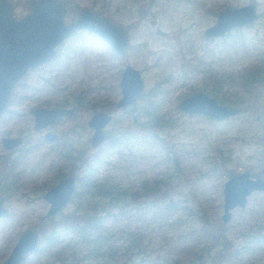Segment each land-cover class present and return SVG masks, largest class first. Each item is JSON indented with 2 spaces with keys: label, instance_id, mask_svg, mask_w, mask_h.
<instances>
[{
  "label": "rangeland",
  "instance_id": "obj_1",
  "mask_svg": "<svg viewBox=\"0 0 264 264\" xmlns=\"http://www.w3.org/2000/svg\"><path fill=\"white\" fill-rule=\"evenodd\" d=\"M8 1L14 6L13 17L18 19L26 13L24 3L34 0ZM58 1L65 3V22L86 8L121 26L127 37L126 55L117 57L92 33L74 32L60 44L49 63L28 71L16 86L15 96L25 97L24 101H16L13 94L8 111L0 116V137L23 138L22 145L11 152L0 145V195L7 210L0 218V264L19 233L31 228L38 231V244L23 264H86V244L74 233L61 234L65 224L56 226L54 222L73 214L82 223L83 214L96 203L77 184L89 167L96 169L98 182L118 185L117 193L121 194L131 187L138 196L140 182L160 180V196L176 203L175 213L166 224L149 219L132 222L126 219L132 207L113 209L116 220L106 219L102 225L105 231L115 233L108 241L115 254L107 264H262L264 193L250 194L245 207L230 211L225 224L221 216L222 188L228 178L247 173L264 180V78L245 99L228 104L244 112L220 123L187 116L178 111L177 104L197 92L222 104L221 98L214 96L218 91L215 84L222 80L226 85L228 79L232 82L234 76L253 66L259 55L264 57V0ZM247 4L255 6L257 17L252 24L222 39L203 37L219 12ZM125 66L137 70L142 80L141 94L130 107L135 109V116L123 109L113 110L120 98L119 77ZM220 91L225 96H242L237 83ZM150 102L158 107L165 126L158 130L163 148L147 140L139 142L140 130L131 124L132 119L145 122L138 115ZM35 106L76 108L72 119L52 128L61 136L64 149L39 144L40 136L32 133L27 114ZM100 112L111 120L103 129L102 143L92 147V131L86 122ZM141 132L143 136L151 133ZM130 137L138 139L131 141ZM109 138L116 144L106 151ZM103 155V164L93 167L92 157ZM64 177L74 178L79 194L72 196L57 215L45 218L48 204L41 196ZM99 208L97 205L95 210ZM99 214L103 216V212ZM126 227L140 234L143 254L130 245V238L118 235ZM52 230L53 235L58 233V244L46 249L43 239ZM66 245L69 249L55 254Z\"/></svg>",
  "mask_w": 264,
  "mask_h": 264
},
{
  "label": "water",
  "instance_id": "obj_2",
  "mask_svg": "<svg viewBox=\"0 0 264 264\" xmlns=\"http://www.w3.org/2000/svg\"><path fill=\"white\" fill-rule=\"evenodd\" d=\"M28 13L14 18V6L8 0H0V116L5 113L13 87L21 81L29 69L49 63L56 54V48L71 34L84 30L95 35L119 58L126 55L127 37L124 29L111 23L107 17L83 8L76 18L65 23L64 3L58 0H34L27 3ZM256 19L252 4L226 9L217 14L215 22L203 32L207 39H219L230 31L246 27ZM120 98L113 110L132 107L142 91V80L137 70L125 66L119 77ZM179 112L205 120L220 123L238 114V109L218 103L214 98L197 92L181 99L177 104ZM35 131L43 130L61 118L70 119L73 109H37L29 111ZM111 117L100 112L93 114L86 126L92 131L90 143L98 147L103 139V129ZM43 139L53 142L57 136L46 133ZM20 144L19 138H0L4 150H11ZM264 145V139H263ZM264 173V170H263ZM76 188L72 177H64L47 190L41 198L48 204L44 217L50 218L62 210L70 201ZM253 192L264 193V181L253 179L247 173L232 175L222 188L223 214L225 224L230 211L244 208ZM0 195V218L7 214ZM38 234L35 229L22 230L7 258L2 264H23L37 248ZM126 264V263H123ZM264 264V262L262 263Z\"/></svg>",
  "mask_w": 264,
  "mask_h": 264
},
{
  "label": "trees",
  "instance_id": "obj_3",
  "mask_svg": "<svg viewBox=\"0 0 264 264\" xmlns=\"http://www.w3.org/2000/svg\"><path fill=\"white\" fill-rule=\"evenodd\" d=\"M228 35V34H227ZM264 78V57H262V54L259 55L258 60L253 66H249L247 69H244L242 72L239 73V76H234L232 78V82L226 83V85L223 84L222 80L218 81L214 86L215 88L218 87V91L214 94V96H218L221 98L220 102H223L222 104H236L239 101H241L242 98L245 99L246 95H248L251 92V88L260 83L261 79ZM237 83V86L240 89L242 96H231L226 93L222 94L221 89L223 86L229 87L233 84ZM217 89V88H216ZM230 91V90H229ZM141 113H139V118L146 119L145 122L138 123L135 121V119L131 120V124L133 123L135 126L134 129L139 128L140 135L138 138H131V141H134V139H138L139 142L144 143L143 140H147L149 143H153L154 145L161 146L160 136L161 134L158 133L159 129L165 128V126L162 124L161 116H159L158 107H155L151 102L144 106L143 109L140 110ZM123 112L127 114L128 112L131 114H134V116L137 114L135 113L134 108H126L123 109ZM244 112V109H240L239 113ZM150 131L151 133L148 136H143L145 134H142L141 130ZM123 137L126 138L127 131H124L122 134ZM110 139V138H109ZM116 143L111 138L109 141V144L107 146V150L112 148ZM163 148V147H162ZM69 153V152H68ZM164 156H162L163 164H167L168 160L166 157V152L163 153ZM66 157H68L66 155ZM103 156H93L91 163L94 165L93 167H98L103 164L104 159ZM107 163V162H105ZM95 168L89 167L88 171L86 172V175L83 178H79L77 180V184L80 188H83L85 193L91 194L93 198H95L97 201L93 205V207H97V205H100V208L98 210H95V207L91 208L88 212V214H83L84 219L82 220V223H79L76 218H73L75 215H69L64 216L63 218L66 220L59 219L56 223L53 220L49 219V222L57 224H65L62 233H74L77 237L81 239L82 242L86 244L88 247L87 253L84 256V259L86 264H107L109 261L114 257L115 254V248L109 246L108 241L111 237H114L115 233L109 231H105L102 225H104L103 221L106 219H113L116 220V215L112 214L113 209H129V207H132L128 210L127 214H130L128 217H126V213L124 214L126 219H129V221L132 220V222H137L143 220H154L160 224L162 222L166 224V221L169 220L171 215L175 210L176 203H173L171 200H168L166 196H160L162 191V184L160 180L152 179V180H143L140 182L137 191L139 192V195L136 196L135 191L130 188H126V192L124 193H117L118 191V185L108 184L105 182H98L95 179ZM79 194V192H74L73 196ZM147 198H151V200L148 201ZM138 199H141L139 201ZM143 201V202H142ZM134 209L133 212L130 210ZM103 212V216L99 213ZM75 219V221H73ZM74 222V223H73ZM159 224V225H160ZM41 227V229H43ZM41 231V234H45V231ZM51 229V228H50ZM53 229V227H52ZM119 234H123L126 238H130V245L133 247H136L138 252L143 254V248L141 246V240H140V234H137L135 230L130 231L129 227L122 228L120 231L117 232ZM58 234V233H57ZM57 234L53 235V230L51 232V235L44 238L43 242L46 247V249L55 247L58 242H56ZM63 249V251H62ZM62 249L55 251V254L58 255L67 249H69V246L66 245L65 247H62ZM135 264H138L135 263Z\"/></svg>",
  "mask_w": 264,
  "mask_h": 264
},
{
  "label": "flooded vegetation",
  "instance_id": "obj_4",
  "mask_svg": "<svg viewBox=\"0 0 264 264\" xmlns=\"http://www.w3.org/2000/svg\"><path fill=\"white\" fill-rule=\"evenodd\" d=\"M62 2V1H61ZM11 3V2H10ZM64 3V2H63ZM26 4V5H25ZM24 8H25V10H26V13L25 14H27L28 13V9H27V3H24ZM248 5V4H247ZM245 6V5H244ZM254 6V5H253ZM64 8H65V11H66V13H67V10H66V6H65V3H64ZM254 8H255V6H254ZM233 9V8H232ZM226 10V9H225ZM75 13V12H74ZM220 13V12H219ZM218 13V14H219ZM24 14V15H25ZM24 15H22V16H24ZM21 16V17H22ZM65 16H66V14H65ZM76 16H77V13H76V15H74V17L69 21V22H65L66 20H65V17H64V22L65 23H70V22H72L75 18H76ZM217 16V15H216ZM20 17V18H21ZM257 17V16H256ZM67 18V17H66ZM256 20V19H255ZM254 22V21H253ZM252 22V23H253ZM252 23H250V24H252ZM249 24V25H250ZM249 25H247V26H249ZM246 26V27H247ZM242 28H244V27H242ZM237 29H241V28H237ZM237 29H234V30H237ZM82 31V30H81ZM233 31V30H232ZM78 32V31H77ZM231 32V31H230ZM229 32V33H230ZM229 33H226L223 37H221V38H219V39H222V38H224L225 36H227V34H229ZM72 35V34H71ZM70 35V36H71ZM69 36V37H70ZM68 37V38H69ZM67 38V39H68ZM207 39V38H206ZM66 40V39H65ZM65 40H63V41H65ZM62 41V42H63ZM61 42V43H62ZM60 46V45H59ZM59 46L56 48V54H57V49L59 48ZM56 54H55V56H56ZM54 56V57H55ZM47 64V63H46ZM40 66V65H39ZM38 67V66H37ZM34 68H36V67H34ZM33 69V68H32ZM31 69H29L28 71H30ZM28 71H27V73H28ZM26 73V74H27ZM25 74V75H26ZM24 75V76H25ZM24 78V77H23ZM23 78L21 79V81L23 80ZM20 81V82H21ZM19 82V83H20ZM19 83H17L14 87H13V89H12V92H11V94H10V97H9V101H8V106H7V110L5 111V113L4 114H6V112L8 111V109H9V106L11 105V102H12V99H13V94H14V97H15V99H16V101H20L21 103L24 101V99H25V97H22V96H18V97H16L15 96V88H16V86L19 84ZM213 98V97H212ZM216 100V99H215ZM218 102V101H217ZM219 103V102H218ZM230 106V105H229ZM233 107V106H232ZM32 108H37V109H55V108H59V109H73V114H72V116H71V118L70 119H72V117H73V115H74V113H75V110H76V108L75 107H62V106H56V107H49V108H45V107H30L29 109H28V111H27V114L31 117V120H32V116L29 114V111H30V109H32ZM236 108V107H235ZM239 111H238V114H240L239 112H240V109L239 108H237ZM14 114V113H13ZM237 114V115H238ZM15 115V114H14ZM236 115V116H237ZM2 116V115H1ZM235 117V116H234ZM70 119H66V118H61L59 121H57L55 124H53V125H51V126H49V127H47V128H45V129H43V130H40V131H35V130H33L32 129V127H33V120H32V126H31V129H32V133H34V134H38L39 136H40V142H39V144H41L42 142L43 143H45V144H55V146L56 147H59V149H64L65 148V144H62L61 143V140H60V138H61V136L59 135V134H57V133H55V132H53L52 131V128L54 127V125H57L59 122H61V121H63V120H66V121H69ZM230 119V118H229ZM227 120V119H226ZM46 133H49V134H52V135H55V136H57V139L55 140V141H53V142H47V141H45L44 139H43V136L46 134ZM2 137V136H1ZM0 137V138H1ZM8 138H10V137H8ZM11 138H19V140H20V144L17 146V147H15V148H13V149H11V150H5V151H7V152H11V151H14V150H16L17 148H19L21 145H22V142H23V138L22 137H18V136H15V137H11ZM264 139V138H263ZM263 141V140H262ZM42 143V144H43ZM264 146V145H263ZM4 150V149H3ZM67 152H69V151H67ZM263 170L264 169H262L261 170V173L264 175V173H263ZM249 175V174H248ZM250 176V175H249ZM251 177V176H250ZM251 178H253V179H261V178H259V177H251ZM59 180H61V179H59ZM58 180V181H59ZM262 180V179H261ZM57 181V182H58ZM264 181V180H263ZM58 214V213H57ZM56 214V215H57ZM55 216V215H54ZM51 218V217H50ZM36 232H38L37 230H36ZM38 234V233H37ZM9 255V254H8Z\"/></svg>",
  "mask_w": 264,
  "mask_h": 264
}]
</instances>
